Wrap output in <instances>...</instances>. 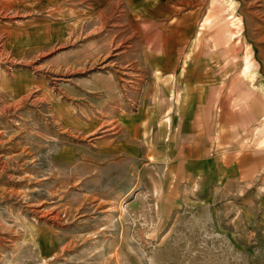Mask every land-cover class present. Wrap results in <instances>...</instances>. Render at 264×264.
<instances>
[{"label":"rangeland","instance_id":"obj_1","mask_svg":"<svg viewBox=\"0 0 264 264\" xmlns=\"http://www.w3.org/2000/svg\"><path fill=\"white\" fill-rule=\"evenodd\" d=\"M185 2L208 15L199 52L222 43L219 59L241 58L232 0H0V264H264V183L207 204L127 134L123 150L97 139L136 110L110 101L117 64L143 73L174 42L187 58L186 38L167 36ZM88 116L95 134L80 127Z\"/></svg>","mask_w":264,"mask_h":264},{"label":"crops","instance_id":"obj_2","mask_svg":"<svg viewBox=\"0 0 264 264\" xmlns=\"http://www.w3.org/2000/svg\"><path fill=\"white\" fill-rule=\"evenodd\" d=\"M232 1L240 19L238 60L219 59L222 43L214 53L199 52L208 15L201 5L185 2L169 17L175 27L167 33L186 38L185 60H176L180 43L174 42L167 50L173 55L145 61L143 73L120 70H137V62L117 64L122 74L111 72L103 79L115 86L121 79L122 88H113L110 101L125 99L136 110L122 111L114 125V119L105 120L107 130L97 139L105 136L110 148L123 150L127 134L135 142L129 149L142 148L147 164L183 186L186 196H200L207 204H234L264 183V0ZM146 18L154 24V18ZM87 120L83 130L102 129L99 120Z\"/></svg>","mask_w":264,"mask_h":264}]
</instances>
